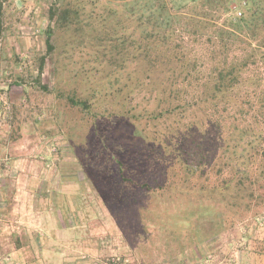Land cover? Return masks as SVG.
I'll list each match as a JSON object with an SVG mask.
<instances>
[{
    "label": "rangeland",
    "instance_id": "obj_1",
    "mask_svg": "<svg viewBox=\"0 0 264 264\" xmlns=\"http://www.w3.org/2000/svg\"><path fill=\"white\" fill-rule=\"evenodd\" d=\"M163 1L181 18L161 32L186 27L184 53L202 74L181 84L195 103L175 97L144 59L142 33L152 26L138 21L147 0H0V196H22L23 216L36 207L45 223L33 227L45 233L43 248L21 251L25 260L247 264L263 234L264 207L252 199L250 212L233 211L226 204L238 200L236 181L227 191L221 184L232 175L228 153L249 149L252 196H264V0ZM67 2L78 17L58 28L49 11ZM213 68L234 71L231 109L220 97L216 106L198 99ZM245 118L250 132L240 135ZM192 134L206 151L200 161L184 148ZM7 209L1 202L0 264H20L6 245L17 225ZM60 217L63 233L53 223Z\"/></svg>",
    "mask_w": 264,
    "mask_h": 264
},
{
    "label": "trees",
    "instance_id": "obj_2",
    "mask_svg": "<svg viewBox=\"0 0 264 264\" xmlns=\"http://www.w3.org/2000/svg\"><path fill=\"white\" fill-rule=\"evenodd\" d=\"M145 1V0H142ZM228 0H225L226 5L229 3ZM149 3V6L143 8V12L146 11V13L142 14L140 17L139 14V23L141 26L144 27V29L148 28V24H151L152 30L148 32L144 31L142 33V36H144L142 39L145 42V48H144V59L149 64H152L155 66H159V70L161 73V78L166 79L171 84H174V88L171 91H174L175 97L182 96V102L188 103L193 101L196 102V96L195 94L190 91H194L193 88L190 87V90L188 88L181 87V84H190V83H198L200 80H202V74L199 72L198 68H196V61L194 58L192 60H188L187 55L184 53V46L182 42L181 33L179 31L185 32L187 29L186 27L183 29L181 28L179 31L177 29H171V32L169 35H165V32L168 28L166 26H170L169 22L171 20H175L177 18L174 15H171L170 10L176 11L173 9V7L168 8L167 5L163 0H147ZM246 3H243L244 7ZM129 13H134V10H130ZM133 15V14H132ZM162 15L164 17H162ZM78 13L75 11H72L70 8V2H67L63 5L61 8H51L49 11V20L54 24V26L58 28H67L69 25L73 23L75 19H77ZM131 17V15H130ZM133 17V16H132ZM144 19V20H143ZM166 21V22H165ZM72 22V23H71ZM187 22H193L192 26H194L196 29L199 28V22H195V20L187 21ZM164 27L163 31L161 32V28ZM188 23L186 24V26ZM220 31V30H219ZM161 32V33H160ZM189 32V31H187ZM2 33V4H0V35ZM47 37L45 39V45H46V51L47 53H50L53 49V46L51 44V35L52 30H47ZM186 33V32H185ZM188 35H191L190 37L197 36V32L195 33H188ZM171 36H174L171 37ZM264 45V43H263ZM157 50V52H156ZM150 52L154 53V58L150 54ZM43 62L44 58L41 59V63L39 66V74H41L43 69ZM206 78L210 79V82L213 83V85L208 88L206 94L205 92H202L201 95L198 97L200 100L201 96L204 97L207 96V99L213 104V106H216V101L218 100V97L221 98L224 106H226L227 109H231L234 104H232L231 95L235 86V81L237 80L234 71L232 68H226V69H219V68H213L211 71L206 75ZM161 79V80H162ZM231 93V94H230ZM188 100L187 96H192ZM187 101V102H186ZM234 103V102H233ZM178 106V104L176 105ZM179 107V106H178ZM250 109L245 108V110H241L240 113H249ZM254 119V118H253ZM255 120V119H254ZM222 121L225 122L224 119ZM236 123V120L233 119V123ZM261 120L256 119L254 121V124H260ZM250 126L248 124L247 119L241 120L240 127L237 129L240 131V135H246L250 132ZM234 127V126H233ZM233 127H228L231 131ZM239 135V137H240ZM198 136V135H197ZM190 140H186L184 144V148L187 152V155L190 158H195V160L200 161L205 156L206 151L203 148L201 140L196 136L193 137V134L190 136ZM253 143V142H251ZM249 149H243V153H237L235 154L234 159H230V154L228 153L229 160L228 161H234V164H230V171L232 172V175L227 177L225 181H223V184H221L222 191H227L229 189L228 184L235 179V190H236V197H238V200L233 202H228L226 206L231 207L232 210H237L239 213H242V211H249L251 210L253 203V200H256V205H261V207H264V196H252L254 190L252 185L258 181V179L253 178V176H250V161L252 160V156L254 157L256 154L253 155ZM262 159L261 161V167L258 170L260 175L264 174V151L260 153ZM225 157V155H223ZM228 165V163L226 164ZM229 171V172H230ZM235 177V178H234ZM247 194V195H245ZM247 198V199H246ZM253 199V200H252ZM228 201V200H227Z\"/></svg>",
    "mask_w": 264,
    "mask_h": 264
},
{
    "label": "crops",
    "instance_id": "obj_3",
    "mask_svg": "<svg viewBox=\"0 0 264 264\" xmlns=\"http://www.w3.org/2000/svg\"><path fill=\"white\" fill-rule=\"evenodd\" d=\"M15 2H18V1H15ZM2 9H3V3H2ZM21 197L22 196H7L4 198L3 196L1 197L2 199L1 202H4V205L6 204V206H8V208L11 209L10 211L9 209H7L5 215L7 216L9 215L10 212H15L16 213L15 220L17 219L15 222L17 225H15L14 229H12L10 237H6L7 248L9 249V251L15 252L12 254H16L18 252V254L20 255V257H18V260H20V264H59V263L62 264L61 261L54 262L52 260L38 259L32 262L29 260H25L23 258L21 251L25 252V250H28V249L33 250L32 246H34L35 248L40 247L39 249L43 248L42 247V240H43L42 237L44 236L45 233H42V232L40 233L39 231L45 230L44 228L45 223H44V220L42 219V216L44 214L37 211L38 209L36 207H34L33 211L28 210L27 216H23V214H25L24 213L25 207H23V203L22 201H20ZM3 214L4 213L0 212V217H2ZM61 217L57 218L58 220L54 218L55 222L53 223H54L56 232L63 233L64 227L61 225V223L58 222V221H62ZM33 227H36L37 229H39V231H36V229H34ZM54 238L55 239L58 238L57 233H56V236H54ZM254 239L256 238L254 237ZM32 240H34V242ZM253 243L255 245H253L252 248H248V256L250 257H249L247 264H264V232L261 235V237L254 240ZM16 264H19V263H16Z\"/></svg>",
    "mask_w": 264,
    "mask_h": 264
},
{
    "label": "built area",
    "instance_id": "obj_4",
    "mask_svg": "<svg viewBox=\"0 0 264 264\" xmlns=\"http://www.w3.org/2000/svg\"><path fill=\"white\" fill-rule=\"evenodd\" d=\"M235 9H236V8H234V10H235ZM235 13H236V16H237V17H240V16H241V12H240L239 10H236Z\"/></svg>",
    "mask_w": 264,
    "mask_h": 264
}]
</instances>
